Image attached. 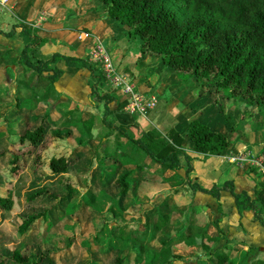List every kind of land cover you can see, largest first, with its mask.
<instances>
[{
	"label": "trees",
	"instance_id": "16d2710c",
	"mask_svg": "<svg viewBox=\"0 0 264 264\" xmlns=\"http://www.w3.org/2000/svg\"><path fill=\"white\" fill-rule=\"evenodd\" d=\"M103 4L105 16L116 20L128 28L127 37H138L140 44V59L146 56L157 57L168 69L188 85L195 81L200 85L208 86L209 100L217 103V94L223 92L228 98L243 100L249 105L264 109V0H98ZM20 31L16 26L9 30H1L4 37L15 34L25 36L26 44L15 61L22 65L23 70L17 79L28 85L27 98L14 97L13 108L4 114L7 125L15 116L29 115L37 108L45 96L41 93L45 87L56 82L63 71L54 64L64 61L69 68H85L90 73L89 82L91 97L95 101L107 105L115 97L109 93H100L97 83L103 80L102 71L89 61L87 57L64 55L58 52L48 56L41 54L37 48L45 43V39L31 33L24 23H19ZM96 79V80H95ZM94 80V81H93ZM207 91V92H208ZM215 93H214V92ZM42 94V95H41ZM26 110L27 114H22ZM51 107L40 115L33 123L16 122L23 132L18 135L22 145L28 146L27 151H14L8 141L1 140L4 133L0 132V165L9 162L11 170L16 172L22 165L34 164L33 176L36 186L40 188L27 194L28 205L35 202H45L39 211L22 215L17 227V233L24 235L36 226L44 224V232L54 226L56 220L66 216L86 211L90 206L104 203V200L116 201L120 209L121 202L136 186L133 177L134 170L120 173L122 166L136 160L137 156L148 157L153 163L166 167L169 170H179L183 167L180 156L184 157L185 175L183 186L192 191L206 192L219 200L222 190L229 191L234 197L238 210L251 209L254 220L264 228V182L257 197H250L246 191L236 192L231 180L221 185H213L206 189L189 178L192 170L191 157L183 149V137L175 129L162 134L158 129L142 132L138 137L121 132L116 127L117 138L123 135L127 145L125 149L119 141L107 155L95 152V161L103 167L100 184L96 177L88 172L89 180L86 183L85 195H75L78 191L65 184L67 193L55 192L52 187L63 178H67V171L74 166L80 154L66 158L62 155L50 158L48 167L50 174L43 171L46 164L40 159L38 148L45 140L48 129L51 127ZM79 132L78 145L86 146L91 138L93 120L75 121L72 123ZM233 127H231L232 130ZM50 135L58 138L71 137L70 130L54 129ZM186 135L193 145V152L203 155L218 156L224 153L231 145V140L225 132L211 129L206 123L192 120L186 130ZM97 149V148H96ZM127 158V159H126ZM92 163L94 164L93 160ZM92 164L89 170L92 169ZM140 167V166H139ZM253 170V169H250ZM115 186V199L110 185ZM181 189H175L179 192ZM82 194V196H81ZM70 198L65 212L61 213L62 203ZM61 199V200H60ZM73 200H76L75 202ZM14 205L13 192L0 194V221L2 216L10 213ZM120 218V217H119ZM169 214L162 211L161 206L150 209L141 226L133 230L119 228L118 233L112 227L103 226L100 236L91 235L83 244L89 250L88 256L93 257L97 250L105 255L113 256L112 264H130L133 255V264H173L184 259L176 254L173 247L183 240V235L166 237L160 240L158 247L150 248L149 241L155 234L162 231L169 223ZM188 215L185 218L187 226ZM141 224V223H140ZM217 228L218 224L215 222ZM84 242V240L82 241ZM1 243V242H0ZM125 252L126 255H115ZM46 257H39L31 252L22 253L13 250L7 254L0 253V264H42ZM203 258L214 260L215 264H264L260 259L250 257L248 251L230 257L222 249L213 251L209 245H203V254L196 258V264H205ZM48 264H55L48 260ZM89 264H98L94 259Z\"/></svg>",
	"mask_w": 264,
	"mask_h": 264
},
{
	"label": "crops",
	"instance_id": "0c3cea01",
	"mask_svg": "<svg viewBox=\"0 0 264 264\" xmlns=\"http://www.w3.org/2000/svg\"><path fill=\"white\" fill-rule=\"evenodd\" d=\"M28 1L32 2L30 4L26 3L24 8H19L20 3ZM95 2L96 0H78V2L76 0H63L57 5H54L53 0H34V2L33 0H9L7 4L11 3L9 9L11 16L24 23L31 33L45 39V43L40 48L41 54L44 56L58 52L64 55L87 57L89 49H91L93 44L100 42L112 57L116 70L125 74L140 92L158 94L160 98L163 97L166 100L165 106L167 108H171L178 103L180 105L183 104V106L179 112L174 113L177 120L173 127H170L167 131H161L154 124L152 128H149V126L140 128L138 126L139 123L136 122L140 115H132L125 110L126 97L121 89H114L108 84L110 90L106 91V93L113 95L115 99L107 105L108 110L106 111L104 102H97L91 97L89 71L85 68H69L65 65L64 61H57L54 66L63 71L62 76L54 84L42 90L41 93L45 96V100L41 101L37 108L30 114L31 116L36 114V118H38L45 113L49 105L54 104V102L60 104L51 112V127L48 129V133L54 129H59L63 132L70 130L72 133L71 137H53L59 140L69 139L72 143L69 144L70 149L68 150L64 147L63 143L55 141V153L50 158L58 155L69 158L71 155L80 154L77 163L68 169L67 176L73 177L71 174H76L77 167L81 169L80 175L83 176L84 169L81 168L79 161L84 154L90 153V160L91 158L94 159L96 183L99 185L100 177L104 169L95 161L94 155L96 150L101 156L109 154L115 147L117 141H119L124 149L127 145L126 138L123 135H119L117 138L116 133L118 130L114 135H104L99 139L94 135V124L98 120L97 117L108 114L111 120L114 121L115 127H118L121 132L131 134L135 137L151 129H158L164 135L169 130L175 129L183 137L182 145L185 153L191 157L192 170L188 176L193 183L209 189L213 185H221L225 181L231 180L236 192L239 193L244 190L250 197H257L261 190V183L263 182V180L260 179L259 181L256 177V174L259 173L250 170L247 165L242 164L240 166L229 161V156L250 148L248 146L241 147L238 145L240 141L236 139L238 138V134L235 136V132H238L236 131L234 121L238 117L239 119L243 117L241 113H251V109H255V107L243 100L231 101L223 99L219 93L218 102L213 103L209 100V93L204 91L199 82L195 81L188 85L184 84L173 71L161 64L159 58L146 56L141 60L139 57L141 41L135 45L123 41L121 39L122 37H126L129 41H135L137 37L129 39L126 36L128 28L108 19L104 11L101 12V19L103 18L105 21H100L93 12L97 8ZM1 6H4V4L0 3ZM0 29L6 31L2 25ZM18 37L23 38L19 34H15L12 37H4L0 34V44H5L10 40L14 41ZM20 66L22 67V65ZM152 78H155L154 82H152ZM65 80H68V86L64 89L61 87V83ZM158 81L161 82V86L156 84ZM21 83L25 82L21 81ZM77 83H81L82 86H78ZM166 93H170V96H167ZM20 96L21 98H27L22 95ZM229 102L231 104L237 102V104L243 105V111L238 110L237 112L233 111V109L230 110ZM22 114H27L26 110ZM19 116H15L9 123L15 125L18 122L17 118ZM227 116L228 118H226ZM89 119L93 120L90 131L91 138H89L86 146H79L77 140L80 132L72 123L78 120L86 121ZM195 119L206 123L211 129H218L225 132L230 137V147L218 156L193 152V145L186 135V130L189 123ZM57 122L61 125L68 124L69 127H59L57 126ZM231 127H233L232 130ZM0 132L4 133L1 139L5 140L3 142L4 144L7 142L8 137L6 131ZM103 143L105 145L99 147ZM257 148L259 147L256 146L253 149ZM50 158L45 164L48 169L45 172L47 174H50L48 167ZM180 159L183 167L175 171L153 163L145 156H137L136 160L125 164L120 170V173L134 170L133 177L136 180L135 188L121 202L123 203L121 205L122 208L125 206L124 203L128 201L134 205L143 203L154 204L150 209L155 208V206H161L162 211L169 214L170 220L167 226L169 227L171 224L179 226L176 233L172 236L166 233L167 226L162 231L157 232L153 239L149 241V247H158L160 240L167 236L183 235V240L177 242L173 247V251L179 255L182 254L177 252L178 247L184 244L186 246L189 245V241L192 238H196L194 244L202 250L204 244L209 245L213 251L217 249L225 251L224 249L228 248L229 252L225 251V253L232 258L241 252L248 251V246L259 248V245L264 242V228L258 221L254 220L253 211L251 209L238 210L234 197L229 191L222 190L220 192V198L217 200L206 192L192 191L188 186H183L182 180L185 175V163L183 156H180ZM81 182L84 181L81 180ZM81 185L85 186L86 183H81ZM109 188H111L114 195L112 199H115V186L112 184ZM179 188L181 190L176 192L175 189ZM225 200L230 205L228 211L225 208ZM106 201L109 200L106 199L104 203L92 206L104 205ZM109 202L117 205L116 201ZM150 209L143 212V219H145ZM202 212L204 215H207L206 221L203 225H197L196 220H198V215ZM187 215L189 222L183 228ZM117 216L122 217L121 212ZM215 222H217L218 228ZM142 223L138 226H141ZM158 235L160 238L157 239V245H152L151 242ZM257 237L259 240H254ZM236 247L239 248L238 251L234 250ZM182 256L184 257V255ZM196 258L194 264L197 262ZM203 259L205 264H215V261L212 259Z\"/></svg>",
	"mask_w": 264,
	"mask_h": 264
},
{
	"label": "rangeland",
	"instance_id": "374dc122",
	"mask_svg": "<svg viewBox=\"0 0 264 264\" xmlns=\"http://www.w3.org/2000/svg\"><path fill=\"white\" fill-rule=\"evenodd\" d=\"M62 1L63 0H53V3L54 5H57ZM76 1L78 2V0ZM30 2L32 1L20 3L19 8H24L26 6L25 4H30ZM95 3L97 8L94 9L93 12L96 14L97 18L100 19V21H105L103 18L101 19L103 4L98 0H96ZM10 5L11 3H6L4 6L0 7V26L2 25L6 30L16 26L15 29L18 32L20 31V27L18 25L22 22L11 16L9 13ZM113 21L118 24L116 20ZM15 39L16 40L14 41L10 40L5 44H0V131H6L8 137L7 141L10 144V148L21 153L22 151H27L29 149L26 144L22 145L18 138V135L22 133L23 130L19 129L17 124L14 125L12 123L10 126H8L5 123L3 117V113L13 107L15 96H28V85L26 83H21V81L16 78L21 72L22 67L19 63H17V61H15V56H17L16 53H19L26 44L27 38L23 36V38L18 37ZM121 39L127 43H132V45L138 44L141 41L138 37L135 41H129L126 37H122ZM40 48L41 46H39L37 50L41 53ZM2 62L4 63L2 64ZM161 64L164 67H167L162 62ZM152 79V82H154L155 78ZM90 81L92 82V80ZM156 84L161 86V82L159 81ZM77 85L80 87L82 86L81 83H77ZM67 86L68 80H65L61 83V87L64 89ZM96 86L100 93H106V91L110 90L108 82L105 78H103L101 82H98ZM203 89L207 92L208 86H203ZM209 92L210 91L207 93ZM144 94L147 96H157V104L154 109L148 111L145 115H140L137 118L136 122L139 123L138 126H140V128L145 126L152 128L154 124L161 131H167L170 127H173L177 120L174 113L179 112L183 104L180 105V103H178L171 108H167L165 106L166 100L163 97L160 98L159 95H155V93ZM219 94H221L223 99L238 101V99L231 97L228 98L223 92H219ZM166 95L170 96V93H166ZM59 105V103L54 102V104L49 105L48 107H51V110H54V108ZM228 105L230 110L233 109V111L237 112L238 110L243 111V105H239L237 102H235V104H231L229 102ZM169 109L171 110L169 111ZM241 115H243L241 119L238 117V119L234 121L236 131L238 132H235V136L238 134V138L236 139L240 141L238 142V145L241 147L248 146L250 149H253L256 146H263L264 109H258L255 107V109H251V113L246 112L243 114L241 113ZM36 117V114L32 116L30 115L27 120L22 115L17 118V121L21 120L24 124L33 123L37 119ZM226 118H228V116ZM97 119L98 120H96L94 124V135L97 139L103 137L104 135H114L117 130L114 121L111 120L108 114H103V116L97 117ZM57 126L69 127L68 124L61 125L59 123ZM55 141H60L63 143L64 147L68 150L70 149L69 144L72 143L69 139L59 140L56 137L50 135V133H47L45 140L38 148V154L43 163L48 161L51 155L55 153ZM104 145L105 143H103V145H99V147ZM90 157L91 154L86 153L79 161L81 168L84 169L83 176L80 175L81 169L77 167L78 170H76V174H71L73 177L69 176L67 178H63L58 184H55L52 189L57 193L66 194L67 190L65 184H67L78 191V193L75 195L76 198L80 197V193L84 194V197H86V185L82 186L81 183H88V172H92L93 175H96V170L94 169L95 166L92 163V160L94 162V159L91 158L90 160ZM91 164L93 168L91 167L92 169L89 170ZM11 168L12 166L9 162H5L0 165V194L6 195L7 192L11 190L13 192L14 201V205L10 213L6 216H2V220L0 221V253L3 254H7L8 252L16 249L22 253L31 252L32 254L37 255V257L43 254L46 258L42 264H48L49 259L55 264H89V262L93 259L98 264H112L113 256H109L108 254L105 255L102 253L101 249L97 250L93 257L88 256L89 250L87 249V246L83 245L84 243H88L85 239H88L91 235L100 236L102 231H100V229L105 225H108L109 228L112 227L110 229H112V231L115 233H118L119 228H122L126 231L133 230L143 222V212L150 209L153 207L152 205H154L151 203L134 205L128 201L124 203L125 206L122 210L118 207V205L106 201L104 205L90 206V208H88L85 212L75 213L73 215L66 216L61 220H56L54 226L48 231V233L44 232V224H41L26 234L20 235L17 233V227L22 220V215L26 213H32L33 211H39L43 207L41 205H43L45 202H35L28 205L25 201L28 193L36 191L40 188L39 186H36L37 182L34 180V164H29L27 166L21 164L18 171L16 172L12 171ZM47 170V165H44L43 171L47 172ZM256 177L259 179V181L260 179L262 180L259 174H256ZM79 179L83 180L84 182L80 183L81 180L79 181ZM70 200L71 199L68 198L65 201H60L62 203L61 213L65 212L66 204L71 203ZM73 201L75 202L76 200ZM224 204L228 211L230 207L229 202L225 200ZM121 205H123V203L120 204V207ZM120 212L122 217L117 216L120 214ZM206 217L207 215H204L203 212L200 213L198 215V220H196V224L203 225L206 221ZM208 219H210V217H208ZM139 220H141V222H139ZM178 227L179 226L171 224L169 227H166V233L172 236L174 233H176ZM257 234L260 235L259 233ZM159 238L160 236L158 235L156 239L151 242V244L157 245V239ZM83 240L84 242H82ZM195 240L196 238H192L189 241V245L186 246V244H184L178 247L177 252L184 255V259L182 261L176 262L175 264H194L195 258L201 256L203 250L195 246ZM254 240H259V238L257 237ZM248 247L250 257L259 258L264 261V242L263 244L259 245V248L250 246ZM224 250L229 252L228 248H225ZM234 250L238 251L239 248L236 247ZM115 255L125 256L126 253H116ZM130 264H133V255L130 256Z\"/></svg>",
	"mask_w": 264,
	"mask_h": 264
},
{
	"label": "built area",
	"instance_id": "2783aa9c",
	"mask_svg": "<svg viewBox=\"0 0 264 264\" xmlns=\"http://www.w3.org/2000/svg\"><path fill=\"white\" fill-rule=\"evenodd\" d=\"M9 0H0L1 4L7 3ZM87 58L91 63L98 67L106 79L114 89H121L126 97L125 110L132 115H145L152 110L157 103L154 96H147L140 92L136 85L129 78L116 70L113 65L112 57L106 51L102 43L93 44ZM231 163L247 165L249 169L258 172L264 182V145L257 149H245L235 155L229 156Z\"/></svg>",
	"mask_w": 264,
	"mask_h": 264
}]
</instances>
